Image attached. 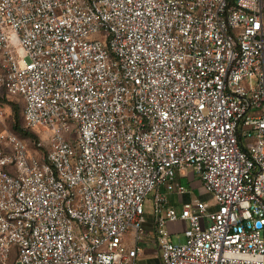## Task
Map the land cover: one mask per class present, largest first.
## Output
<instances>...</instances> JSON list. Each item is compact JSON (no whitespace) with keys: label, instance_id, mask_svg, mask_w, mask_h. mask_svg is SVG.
Here are the masks:
<instances>
[{"label":"built area","instance_id":"obj_1","mask_svg":"<svg viewBox=\"0 0 264 264\" xmlns=\"http://www.w3.org/2000/svg\"><path fill=\"white\" fill-rule=\"evenodd\" d=\"M0 92V264H264V0H0Z\"/></svg>","mask_w":264,"mask_h":264},{"label":"rangeland","instance_id":"obj_2","mask_svg":"<svg viewBox=\"0 0 264 264\" xmlns=\"http://www.w3.org/2000/svg\"><path fill=\"white\" fill-rule=\"evenodd\" d=\"M18 57V55H17ZM11 104H15L18 107V115H19V127L25 130V126L23 123V118H22V103H21V99L18 97H5V96H0V128H6L11 130V125H12V109H11ZM32 133H34L38 140L40 138V134H38L35 130L34 132L32 131ZM25 140V139H24ZM28 148L30 151H34L35 148V142L34 140H31L30 138H27L25 140ZM181 181L183 182V184L190 186L191 188V193L188 196H185V200H187L188 198H201L203 200H210V196L209 194H207L205 192V190L202 188L198 177L189 169L185 171V176L183 178H181ZM171 200V199H170ZM147 219L150 220L151 216L149 214L146 215ZM184 225H179V227L174 228L173 230L176 231L179 228H183ZM180 230V229H179ZM126 239H125V243L127 245H131V231H129V233L126 234ZM185 241V237L183 235V232H171V242L172 243H177V244H181L184 243ZM156 256H145L144 257V261L143 263L145 264H150V259L154 258Z\"/></svg>","mask_w":264,"mask_h":264},{"label":"trees","instance_id":"obj_3","mask_svg":"<svg viewBox=\"0 0 264 264\" xmlns=\"http://www.w3.org/2000/svg\"><path fill=\"white\" fill-rule=\"evenodd\" d=\"M0 96L3 97V96H5V94H3V92L1 94V92H0ZM10 106H11V109H12L11 131L14 132L22 140H24V139L26 140L27 138H30L31 140H34V142L38 141L37 136L34 133H32V131L34 132V130L26 128V127H25V130H24V129L19 127L18 107L15 104H11V103H10ZM22 110H23V105H22ZM21 113H22V111H21Z\"/></svg>","mask_w":264,"mask_h":264},{"label":"crops","instance_id":"obj_4","mask_svg":"<svg viewBox=\"0 0 264 264\" xmlns=\"http://www.w3.org/2000/svg\"><path fill=\"white\" fill-rule=\"evenodd\" d=\"M170 199H171L170 200L171 204L176 205L174 196H171ZM179 225H184V227H185V223H182L181 222V223H177V224H170L168 228H169V230L172 233H174V232H181L184 227L183 228H179L180 230L179 229L176 230V231L173 230L174 228L179 227ZM149 255L156 256V257L150 259V262H151L150 264H158L159 263V259H158V256H157V250H156V248L152 244H146L144 246L143 254H142V257L140 259V264H145V263H143V261L145 260L144 257L145 256H149Z\"/></svg>","mask_w":264,"mask_h":264}]
</instances>
